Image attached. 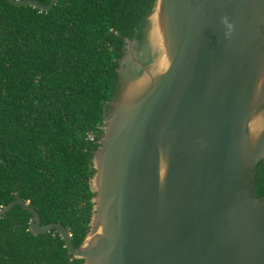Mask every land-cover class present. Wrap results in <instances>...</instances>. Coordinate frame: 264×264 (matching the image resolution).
<instances>
[{
	"label": "water",
	"instance_id": "95a60500",
	"mask_svg": "<svg viewBox=\"0 0 264 264\" xmlns=\"http://www.w3.org/2000/svg\"><path fill=\"white\" fill-rule=\"evenodd\" d=\"M14 6L49 11L34 0ZM148 61L121 74L92 153L83 264H264V0H155Z\"/></svg>",
	"mask_w": 264,
	"mask_h": 264
},
{
	"label": "trees",
	"instance_id": "16d2710c",
	"mask_svg": "<svg viewBox=\"0 0 264 264\" xmlns=\"http://www.w3.org/2000/svg\"><path fill=\"white\" fill-rule=\"evenodd\" d=\"M154 2L56 0L40 11L0 0V209L19 195L41 225L59 223L74 247L83 242L93 208L92 153L127 72L128 45L148 61ZM255 184L264 196V160ZM31 217L15 205L0 218V264H83L55 229L32 234Z\"/></svg>",
	"mask_w": 264,
	"mask_h": 264
},
{
	"label": "flooded vegetation",
	"instance_id": "af4514ba",
	"mask_svg": "<svg viewBox=\"0 0 264 264\" xmlns=\"http://www.w3.org/2000/svg\"><path fill=\"white\" fill-rule=\"evenodd\" d=\"M128 53L130 55V58H125L124 59V61H123V64L125 65L124 66V70L125 69H132L136 65L135 61H139V62L143 61V60H140L142 58H139L137 56L135 50H133V47L131 45H128V47H127L126 55H128ZM128 60H130L131 62L129 63Z\"/></svg>",
	"mask_w": 264,
	"mask_h": 264
},
{
	"label": "rangeland",
	"instance_id": "374dc122",
	"mask_svg": "<svg viewBox=\"0 0 264 264\" xmlns=\"http://www.w3.org/2000/svg\"><path fill=\"white\" fill-rule=\"evenodd\" d=\"M125 58H130V55H129V53H128V55H126V56L124 57V59H125Z\"/></svg>",
	"mask_w": 264,
	"mask_h": 264
}]
</instances>
